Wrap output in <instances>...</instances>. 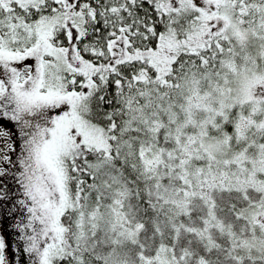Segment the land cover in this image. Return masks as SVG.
Listing matches in <instances>:
<instances>
[{
    "label": "snow or ice",
    "instance_id": "snow-or-ice-1",
    "mask_svg": "<svg viewBox=\"0 0 264 264\" xmlns=\"http://www.w3.org/2000/svg\"><path fill=\"white\" fill-rule=\"evenodd\" d=\"M8 203L26 264H264V0H0Z\"/></svg>",
    "mask_w": 264,
    "mask_h": 264
},
{
    "label": "trees",
    "instance_id": "trees-1",
    "mask_svg": "<svg viewBox=\"0 0 264 264\" xmlns=\"http://www.w3.org/2000/svg\"><path fill=\"white\" fill-rule=\"evenodd\" d=\"M7 205L9 206V209H10L11 204L8 203ZM9 213H10V211H9ZM16 219H18V215L10 213L8 215L5 214V216H2V218L0 220L2 221V224L4 227L3 232H4L7 240H9V243H10L12 259H13V261L16 260L15 264H19L20 252L18 249V245H19L18 233L15 230L14 231L12 230V228L14 229V222Z\"/></svg>",
    "mask_w": 264,
    "mask_h": 264
},
{
    "label": "rangeland",
    "instance_id": "rangeland-1",
    "mask_svg": "<svg viewBox=\"0 0 264 264\" xmlns=\"http://www.w3.org/2000/svg\"><path fill=\"white\" fill-rule=\"evenodd\" d=\"M0 236H2V237L5 239V241H6V246H7V255H8V257L10 258V260L12 261V264H15V261H16V260L13 261V259H12L11 249H10V246H9L8 240H7V238H6V236H5L4 232H3V229H2V227H1V225H0ZM18 242H19V240H18ZM19 243H20V242H19ZM26 260H27L26 255H25L23 258H22L21 255H20L19 264H26Z\"/></svg>",
    "mask_w": 264,
    "mask_h": 264
},
{
    "label": "flooded vegetation",
    "instance_id": "flooded-vegetation-1",
    "mask_svg": "<svg viewBox=\"0 0 264 264\" xmlns=\"http://www.w3.org/2000/svg\"><path fill=\"white\" fill-rule=\"evenodd\" d=\"M9 187H12V185L11 184H9ZM1 209H0V219L2 218V216H5V214L6 215H8V214H10L9 213V206L7 205V204H4L2 207H0ZM0 225H1V227H2V229H3V231H4V227H3V224H2V221L0 220ZM12 230L14 231V229L12 228ZM8 243H9V240H8ZM9 246H10V243H9Z\"/></svg>",
    "mask_w": 264,
    "mask_h": 264
}]
</instances>
